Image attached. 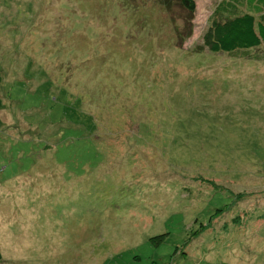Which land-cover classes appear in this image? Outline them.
<instances>
[{
  "label": "rangeland",
  "instance_id": "374dc122",
  "mask_svg": "<svg viewBox=\"0 0 264 264\" xmlns=\"http://www.w3.org/2000/svg\"><path fill=\"white\" fill-rule=\"evenodd\" d=\"M195 1L0 0V264H264V44Z\"/></svg>",
  "mask_w": 264,
  "mask_h": 264
},
{
  "label": "trees",
  "instance_id": "16d2710c",
  "mask_svg": "<svg viewBox=\"0 0 264 264\" xmlns=\"http://www.w3.org/2000/svg\"><path fill=\"white\" fill-rule=\"evenodd\" d=\"M179 5L187 12L188 19H192L194 13L196 11V1L195 0H177ZM261 15L264 19V0H224L222 1L214 10V13L211 17V25L206 34L203 37L204 47H206L209 52L212 53H226L228 55H234L237 58L246 57L247 52L251 49L258 48L262 44H264V21H258L257 16ZM174 35V33H173ZM175 36V35H174ZM176 37V36H175ZM183 38V35H180ZM244 59V58H243ZM253 59V58H251ZM256 60H261L257 58ZM125 112V111H124ZM126 114V113H125ZM131 117L134 116L128 115L127 119L121 120L116 126L119 127L124 126L123 129H119L117 131V136L128 137L130 135H135L139 133L138 126L136 123L142 122L143 116H135L134 119L135 123H131ZM142 118V119H141ZM149 122L151 123L152 120L148 118ZM144 125L147 126L146 120H144ZM157 123V122H156ZM161 123V122H160ZM164 123L168 124V121ZM47 127L40 128L36 125H29L30 129L34 132H38L40 134H47L49 135L48 138L44 139V149L46 151H51L54 148V144L52 140L62 133L61 129L56 126V123H48L46 122ZM34 127V128H32ZM109 130H106L105 133H113V130L108 127ZM144 134H152L155 133L150 127L145 128L142 131ZM161 133H166L168 131L162 130ZM64 132L63 134H65ZM37 139V138H36ZM30 140H27L28 143ZM69 141L63 144L65 148L69 145ZM30 146V145H29ZM56 150L59 148L56 146ZM68 148H65V152L60 154L68 153ZM58 154V155H60ZM20 155L22 153L20 152ZM103 154L97 153L96 156L100 157ZM24 156V155H23ZM41 161V156L38 158ZM102 161V160H101ZM17 166V168H22L25 166L23 162ZM58 167L64 166L63 162H58ZM99 165V163L97 164ZM38 167V161L34 163V166L31 169H27L25 171H31L33 168ZM49 166H47L48 168ZM46 168V169H47ZM23 174V170L17 171L14 177H19ZM37 174V173H36ZM79 180L70 181L72 185V190L74 188L79 190V193H82V187H78V182L82 183L83 175L77 177ZM9 181V179H4L5 182ZM78 181V182H77ZM2 184L4 182H1ZM1 185V184H0ZM36 187V186H35ZM35 189V188H34ZM74 191V190H73ZM0 260H2V254L0 251Z\"/></svg>",
  "mask_w": 264,
  "mask_h": 264
}]
</instances>
